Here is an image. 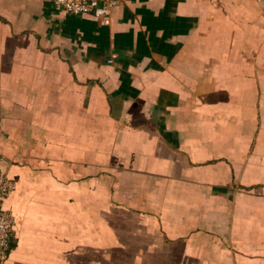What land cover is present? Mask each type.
I'll use <instances>...</instances> for the list:
<instances>
[{
  "label": "crops",
  "instance_id": "1",
  "mask_svg": "<svg viewBox=\"0 0 264 264\" xmlns=\"http://www.w3.org/2000/svg\"><path fill=\"white\" fill-rule=\"evenodd\" d=\"M112 1L0 0L6 264H264V0Z\"/></svg>",
  "mask_w": 264,
  "mask_h": 264
},
{
  "label": "built area",
  "instance_id": "2",
  "mask_svg": "<svg viewBox=\"0 0 264 264\" xmlns=\"http://www.w3.org/2000/svg\"><path fill=\"white\" fill-rule=\"evenodd\" d=\"M54 4L73 15H93L97 18L107 17L105 24H109L108 17L114 5L112 0L102 3L101 0H53ZM8 162L0 161V264H6L14 239V215L4 209L5 200L15 191L16 186L7 173Z\"/></svg>",
  "mask_w": 264,
  "mask_h": 264
}]
</instances>
